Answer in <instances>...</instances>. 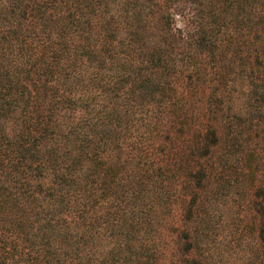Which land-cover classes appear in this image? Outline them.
Masks as SVG:
<instances>
[{"label": "trees", "instance_id": "1", "mask_svg": "<svg viewBox=\"0 0 264 264\" xmlns=\"http://www.w3.org/2000/svg\"><path fill=\"white\" fill-rule=\"evenodd\" d=\"M0 264H264V0H0Z\"/></svg>", "mask_w": 264, "mask_h": 264}, {"label": "rangeland", "instance_id": "2", "mask_svg": "<svg viewBox=\"0 0 264 264\" xmlns=\"http://www.w3.org/2000/svg\"><path fill=\"white\" fill-rule=\"evenodd\" d=\"M250 193L251 192H247V196H246L247 201H248V199H250ZM231 212L233 215H236V216H240L243 213L244 214V220L241 221L242 223L244 221L248 220V218L250 217V214H251L250 209L244 207V209L241 210L239 207H236V205H233ZM235 224H236V221H233V223L230 224L229 229L225 228L222 231H218V230L215 231L216 235L214 236V242H213V247L215 249L214 251L220 252L225 247L231 246L233 244L236 235L233 233L232 230L235 229L234 228ZM222 235H225V238H221ZM227 239H229L230 241H229L228 246H225L224 244L226 243ZM215 253H218V252H215Z\"/></svg>", "mask_w": 264, "mask_h": 264}]
</instances>
